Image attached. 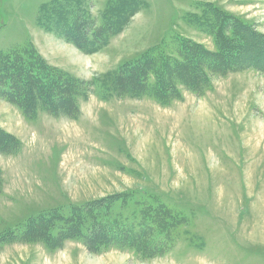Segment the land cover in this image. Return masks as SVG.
Instances as JSON below:
<instances>
[{
	"label": "rangeland",
	"instance_id": "1",
	"mask_svg": "<svg viewBox=\"0 0 264 264\" xmlns=\"http://www.w3.org/2000/svg\"><path fill=\"white\" fill-rule=\"evenodd\" d=\"M55 1L0 0V56L53 78L49 103L0 91V264H264V61L204 70L207 88L176 69L166 104L121 79L152 50L264 35V0H143L93 53L111 0H74L79 31L39 24Z\"/></svg>",
	"mask_w": 264,
	"mask_h": 264
},
{
	"label": "trees",
	"instance_id": "2",
	"mask_svg": "<svg viewBox=\"0 0 264 264\" xmlns=\"http://www.w3.org/2000/svg\"><path fill=\"white\" fill-rule=\"evenodd\" d=\"M73 2L75 1L58 0L44 6L41 9L39 24L46 29L60 26L67 28L66 24H69L71 28L76 26L79 31L80 28L85 26H83L84 24L75 25L73 16H75L76 12L71 5ZM143 6V0H111L103 16V29H113V32L106 40L98 37L97 42H94L95 47L90 49V53L108 45L111 37L123 31ZM237 20L227 18L225 26L230 25V22H239ZM78 21L80 22V20ZM240 26L242 27L241 31L232 30L234 34L232 39L224 37L219 40L217 53L207 52L197 44L182 41L183 43L180 42L178 45L175 56L171 53H168V55L170 54L168 56L163 49L152 50L139 57L133 64L124 66L121 79L127 81L129 90L134 96L149 95L162 104H166L171 98L172 81L188 85L193 89H196L198 81H201L200 86L207 88L208 81L204 70L208 69L212 74L221 75L229 69L236 68V65L247 64L249 58L253 62L264 61V35L258 33L249 34L246 24L242 23ZM101 30L95 31L94 34L98 36ZM78 31L74 33V41L82 39ZM85 43L87 42L85 41ZM176 69L179 70V74L186 72L185 74H189L192 77H195L196 74L197 76L188 84L180 78L173 79ZM181 70L184 72H181ZM45 71L47 70L42 62L22 60L18 53H11L4 57L0 56V91L6 97L15 98L16 103L19 104V99L22 97L20 85L26 88L28 95H34V92H42L44 89L47 91V97H49V99L46 97L47 101L45 102H48L50 96H52L50 89L52 88L53 78L47 74H41ZM197 77H203L204 80L203 78L199 80ZM151 78L155 80L152 85L149 84ZM171 79L173 80L171 81ZM35 84H38V86ZM25 97L26 95L24 99ZM21 108L27 117H31L29 116L30 110L34 108L24 103ZM55 108L61 109L60 106H55Z\"/></svg>",
	"mask_w": 264,
	"mask_h": 264
}]
</instances>
